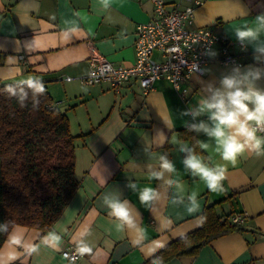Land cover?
I'll use <instances>...</instances> for the list:
<instances>
[{"label": "crops", "instance_id": "crops-1", "mask_svg": "<svg viewBox=\"0 0 264 264\" xmlns=\"http://www.w3.org/2000/svg\"><path fill=\"white\" fill-rule=\"evenodd\" d=\"M163 1L168 10L194 6L186 28H209L233 40L236 27L252 25L264 14V0ZM152 9V0H0V82L16 83L30 76L43 81L54 107L68 119L77 181L49 229L11 227L0 247V264H145L172 241L200 228L206 211L218 217L244 216L245 231L218 236L194 254L160 264H264V155L244 152L234 165L223 161L214 141L190 129L207 116L195 121L184 116L207 84L218 86L233 68L219 62L217 45L208 52L203 75L188 79L185 98L165 78L157 79L146 95L134 76L118 90L108 81L86 85L78 80L94 52L132 65L136 26L151 18ZM245 45L243 51L229 48L242 68L256 63L254 46ZM153 56L160 58L158 52ZM258 84L264 87V80ZM201 142L209 147L201 149ZM182 143L194 147L210 165L225 166L222 191L208 190L199 177L184 170ZM162 154L175 162L176 171L153 180L149 165L158 170ZM169 180L177 186H169ZM130 181L137 190L157 189L158 199L150 206L141 204L127 187ZM192 193L197 197L195 208L189 201ZM106 196L129 202L132 225L118 227L123 222L111 215ZM81 238L91 251L67 261L61 250L77 247Z\"/></svg>", "mask_w": 264, "mask_h": 264}, {"label": "trees", "instance_id": "trees-1", "mask_svg": "<svg viewBox=\"0 0 264 264\" xmlns=\"http://www.w3.org/2000/svg\"><path fill=\"white\" fill-rule=\"evenodd\" d=\"M0 82V247L12 226L46 230L74 193V143L65 114L56 109L45 87L38 107H21ZM236 214L218 217L206 211L203 225L159 251L145 264L194 254L202 245L231 231Z\"/></svg>", "mask_w": 264, "mask_h": 264}, {"label": "clouds", "instance_id": "clouds-1", "mask_svg": "<svg viewBox=\"0 0 264 264\" xmlns=\"http://www.w3.org/2000/svg\"><path fill=\"white\" fill-rule=\"evenodd\" d=\"M243 14L246 15L245 12ZM234 31L242 45L254 46L253 59L256 63L243 68L239 65L234 66L229 74L221 77L218 86L207 84L197 104L184 113V116L191 117L194 121L207 116L206 120L201 119L198 123H192L191 131L206 134L214 141L215 151L221 159L233 165L237 157L244 152H253L257 156L264 155V135L258 134L264 129V87L258 84L264 80V40L261 39L264 36V14L256 16L252 25H241ZM190 70L193 73L203 71L198 64L191 65ZM6 91L21 107L30 102L33 108H36L45 92V86L41 79L30 76L8 85ZM199 147L207 149L209 143L201 142ZM180 151L183 153L182 165L186 172L193 177H199L212 192L223 190L224 165H210L187 143L181 144ZM148 171L153 180H163L165 173L176 171V164L169 155L162 154L159 156L158 170L149 165ZM168 183L171 187L177 186V181L169 180ZM127 187L137 193L141 204L146 206H150L159 197L157 189L153 187L137 190V184L133 181H130ZM189 201L192 208L197 206L195 193L189 196ZM104 203L110 209L111 215L123 222L118 227L134 223L129 214L127 200L106 196ZM6 227L5 223L0 224V231H5ZM55 239L58 241L59 236ZM77 247L80 253L91 251L88 242L83 238L78 240Z\"/></svg>", "mask_w": 264, "mask_h": 264}, {"label": "built area", "instance_id": "built-area-1", "mask_svg": "<svg viewBox=\"0 0 264 264\" xmlns=\"http://www.w3.org/2000/svg\"><path fill=\"white\" fill-rule=\"evenodd\" d=\"M152 16L135 29V59L132 65L124 66L114 63L98 53L87 59V72L78 77L82 84H94L108 81L114 90H118L123 82L134 76L138 79L142 95L148 94L157 79H168L173 88L185 98L188 79L191 75H203L204 66L208 63V52L214 45L218 46V60L223 65L241 66L238 55L229 48L237 46L243 51L246 45L238 40L228 39L216 34L209 28L188 29L193 19V5L179 8L176 5L168 10L163 0H152ZM158 52L159 59L154 58ZM198 64L203 70L193 73L190 66ZM71 77H66L70 80ZM259 135L264 134L262 129ZM244 216L234 215L232 221L242 224ZM61 255L69 262H75L81 256L77 247L68 245L61 250Z\"/></svg>", "mask_w": 264, "mask_h": 264}]
</instances>
